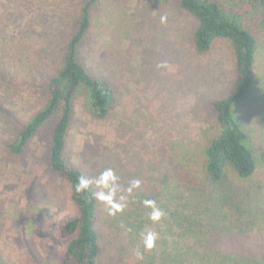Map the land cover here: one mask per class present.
<instances>
[{"label": "rangeland", "instance_id": "374dc122", "mask_svg": "<svg viewBox=\"0 0 264 264\" xmlns=\"http://www.w3.org/2000/svg\"><path fill=\"white\" fill-rule=\"evenodd\" d=\"M86 1L0 0V264H60L70 238L61 237L60 228L79 216L71 183L49 160L59 114L40 126L23 152L8 145L46 104L50 79L63 65ZM220 2L258 42L255 87L236 110L257 168L251 178L226 173L215 184L191 176L186 167L199 168L203 134L216 120L210 101L224 95L236 76L230 41L219 37L199 52L193 37L198 20L179 0H100L90 9L91 26L78 58L112 83L116 104L108 118H98L88 92L80 89L64 154L90 180L112 168L121 188L117 198L126 197L115 216L98 201V264L153 262L146 256L160 264L157 259L177 249V239L191 241L180 235L171 207L184 214L179 218L186 219L185 227L197 214L204 222L201 212L212 191L224 193L217 207L238 224L236 239L227 241L229 233L218 230L225 247L264 257V7L246 0ZM136 179L140 187L128 194ZM144 200L156 202L161 220L149 219L152 209ZM148 231L157 234L151 250L141 239Z\"/></svg>", "mask_w": 264, "mask_h": 264}, {"label": "trees", "instance_id": "16d2710c", "mask_svg": "<svg viewBox=\"0 0 264 264\" xmlns=\"http://www.w3.org/2000/svg\"><path fill=\"white\" fill-rule=\"evenodd\" d=\"M99 1L87 0L83 5L78 27L67 45L63 65L50 79L46 104L29 117L17 138L8 145L15 153L23 152L40 126L59 114L51 129L49 160L51 167L71 183L72 198L79 207V216L65 221L60 228L61 237H70L60 264H98V201L92 195L95 189L92 184L88 190L76 192L75 185L79 178H89L81 168L71 164L64 153L80 89L88 92L93 113L98 118H108L116 104V91L112 83L93 74L78 58V46L91 26L90 9ZM246 1L256 2L264 7V0ZM179 2L183 9L198 20L193 36L197 50L206 52L217 38H226L233 47L237 66L230 89L210 101L216 120L203 134L205 140L197 156L199 168L184 165L191 176H204L212 184L218 183L226 173L241 180L251 178L255 174L257 163L249 147V134L237 117L236 110L250 97L255 87L257 39L242 24L238 15L224 9L220 0ZM210 194L206 208L201 212L206 215L204 222L197 214L196 219L191 220L187 227L184 226L186 219H181L180 222L184 214L180 215L170 205L173 215L177 217L176 227L179 228L180 235L189 236L191 241L177 239V249L173 248L172 253H164L161 259H157L160 264H264L262 256L252 257L235 247H225L218 230L229 233L227 241L236 239V234L238 238L240 236L237 233L238 224L234 219L229 222L228 217L220 213L217 207L226 198L224 193L212 191ZM168 208V204H165V209ZM146 257L153 260L149 264H156L152 256Z\"/></svg>", "mask_w": 264, "mask_h": 264}, {"label": "clouds", "instance_id": "9594fccd", "mask_svg": "<svg viewBox=\"0 0 264 264\" xmlns=\"http://www.w3.org/2000/svg\"><path fill=\"white\" fill-rule=\"evenodd\" d=\"M167 17H161V22H166ZM165 64L159 65V67H165ZM119 177L116 175L115 171L112 168H107L103 170L94 180H89L81 176L78 182L75 185V190L77 193L84 192L90 188L92 184L98 189L92 193L94 199L106 205L107 214L109 216H115L117 213H120L124 210L125 204L123 201L126 199L124 195H119L121 192L120 184L118 183ZM141 181L136 179L131 181L130 186L127 188V193L131 194L133 189L139 188ZM144 205L152 209L149 219L153 222L161 220L164 213L163 211L156 206L154 200H144ZM131 231V229H128ZM141 239L143 240V245L145 250H151L155 247L157 234L148 231L146 233H141ZM136 256L140 259L143 258V254L137 250Z\"/></svg>", "mask_w": 264, "mask_h": 264}]
</instances>
